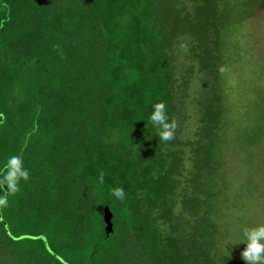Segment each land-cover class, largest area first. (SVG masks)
<instances>
[{
	"label": "trees",
	"instance_id": "trees-1",
	"mask_svg": "<svg viewBox=\"0 0 264 264\" xmlns=\"http://www.w3.org/2000/svg\"><path fill=\"white\" fill-rule=\"evenodd\" d=\"M243 1L0 0V166L18 154L30 170L0 210V264H236L215 241L219 107L196 97L212 122L177 133L193 65L219 70L218 22ZM157 102L169 142L147 119ZM117 186L125 199H107Z\"/></svg>",
	"mask_w": 264,
	"mask_h": 264
},
{
	"label": "rangeland",
	"instance_id": "rangeland-1",
	"mask_svg": "<svg viewBox=\"0 0 264 264\" xmlns=\"http://www.w3.org/2000/svg\"><path fill=\"white\" fill-rule=\"evenodd\" d=\"M228 6L218 22L222 33L220 68L211 77L197 73L193 65L177 133L179 141L194 140L199 125L206 128L212 122L197 121L193 109L196 97L197 110L199 103L205 107L210 100L219 107L211 129L215 142L209 153L216 161L211 185L215 191V241L226 256V240L238 238L243 227L264 224V0ZM185 55V51L179 55L180 74L191 64ZM189 147L181 146L187 166ZM244 247L242 242L226 245L236 264H245L240 256Z\"/></svg>",
	"mask_w": 264,
	"mask_h": 264
},
{
	"label": "clouds",
	"instance_id": "clouds-1",
	"mask_svg": "<svg viewBox=\"0 0 264 264\" xmlns=\"http://www.w3.org/2000/svg\"><path fill=\"white\" fill-rule=\"evenodd\" d=\"M148 122L154 128V135L160 141L169 142L174 139L175 122L169 121L166 105L157 102L152 105V111L148 114ZM30 177V170L25 166L24 160L18 154H6L0 166V210L9 206L11 198L20 190V182L27 181ZM105 183L104 175L101 173L97 179L98 186ZM6 186V188H5ZM123 201L125 191L122 187H108L106 198ZM102 199L105 195L102 194ZM244 243L245 247L240 253L245 264H264V224L246 226L240 229L236 239H228L224 243L227 255L229 252L226 245Z\"/></svg>",
	"mask_w": 264,
	"mask_h": 264
},
{
	"label": "water",
	"instance_id": "water-1",
	"mask_svg": "<svg viewBox=\"0 0 264 264\" xmlns=\"http://www.w3.org/2000/svg\"><path fill=\"white\" fill-rule=\"evenodd\" d=\"M111 219H112V213L109 210V207L105 206L103 213V222L105 224L104 231L106 234H109L113 231Z\"/></svg>",
	"mask_w": 264,
	"mask_h": 264
}]
</instances>
